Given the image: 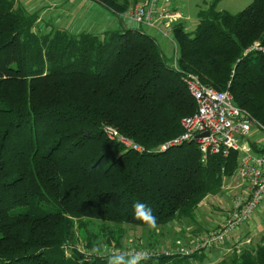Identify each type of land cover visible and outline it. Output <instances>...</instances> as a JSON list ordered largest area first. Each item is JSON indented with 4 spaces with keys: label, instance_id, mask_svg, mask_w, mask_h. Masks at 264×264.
<instances>
[{
    "label": "trees",
    "instance_id": "obj_1",
    "mask_svg": "<svg viewBox=\"0 0 264 264\" xmlns=\"http://www.w3.org/2000/svg\"><path fill=\"white\" fill-rule=\"evenodd\" d=\"M90 1L116 15L118 28L42 33L41 10L0 0V264H108L72 247L77 232L95 252L121 245L113 227L197 224L200 204L222 193L240 154L203 161L195 143L159 151L197 109L188 74L230 93L264 127V0L236 14L212 0L195 30L175 24L171 61L145 26L122 19L143 0ZM105 126L146 151L111 140ZM252 148L264 154V145ZM136 202L152 209L155 227L135 216ZM202 253L144 263L204 264ZM211 264H264V245L234 247Z\"/></svg>",
    "mask_w": 264,
    "mask_h": 264
},
{
    "label": "built area",
    "instance_id": "obj_2",
    "mask_svg": "<svg viewBox=\"0 0 264 264\" xmlns=\"http://www.w3.org/2000/svg\"><path fill=\"white\" fill-rule=\"evenodd\" d=\"M122 19L125 22L152 28L170 41H173L170 34H173L175 24L188 20L174 6L173 0H143L122 14ZM186 24L187 29L191 30V26ZM184 81L187 90L196 102L197 109L193 115L183 118L181 122L182 134L161 145L159 151L163 152L170 147L185 143H195L200 150L203 161L211 156L222 155L226 157L231 151L239 152L236 174L238 180L241 181V188L231 201L229 216L219 227L201 236L192 250H180L173 248V246L148 250L137 246V248H132L124 254L109 251L107 255H103L78 249L87 259L93 256L109 258L113 255L130 258L139 254L145 257L140 261H144L161 256L176 254L190 256L197 252L201 253L223 245L233 235L237 234L240 228L250 221L254 212L264 203V154L254 153L250 143V141L256 143L261 141L254 138L256 134H263L264 136V127L257 123L248 111L235 105L230 93L219 92L205 86L194 74H188ZM253 128H257L255 135L251 134ZM104 130L108 138L120 142L128 149L139 153L146 151L141 145L124 137L114 127L105 126Z\"/></svg>",
    "mask_w": 264,
    "mask_h": 264
},
{
    "label": "rangeland",
    "instance_id": "obj_3",
    "mask_svg": "<svg viewBox=\"0 0 264 264\" xmlns=\"http://www.w3.org/2000/svg\"><path fill=\"white\" fill-rule=\"evenodd\" d=\"M21 5L24 9L28 10H41V21L38 24V30L42 33H46L50 30L48 26L53 28H67L71 33L78 32L80 30H91L92 32H96L99 35L101 33L108 30H114L119 26V19L116 15L111 12L105 10L100 7L96 3L90 0H77V3L74 4L72 2H65L61 5H57L58 7L55 9L53 6L58 2V0H20ZM141 1V0H140ZM254 0H222L217 9L220 11H227L232 14H236L247 8ZM174 6H176L188 19L186 23L191 26V31L195 30L198 24V13L201 10H205L209 7L212 0H173ZM139 3V1H138ZM69 19V20H68ZM72 22V25H69ZM94 24L91 27V24ZM49 24V25H48ZM128 27L137 28L140 25L133 24L131 22H126ZM146 33L150 36L156 38L160 46L162 47L164 54L167 60L171 61L174 58V47L169 42V40L165 39L162 35H160L157 31L151 30L149 28H143ZM170 38L173 39V34H170ZM171 64V63H170ZM257 133V128H253L251 134L255 135ZM255 140H261L262 143H256L258 145H264V136L263 134H256ZM238 179V176H237ZM234 181V178L227 179L225 181V189L231 185ZM237 185L235 189H227L223 190L222 193L212 196L207 199V207L204 205L205 214H202L198 211L199 221L198 226L191 225L188 221L185 222H175L173 231H169L168 228L162 230L156 229L152 231V229L140 227V226H132V225H124V228L113 227L115 232H123V238L121 239L120 246H107L106 244H99L96 246L95 253H101L103 255H107V252H117L120 254H124L128 252L132 248L142 247L143 249L153 250L157 248H166L171 247L177 248L180 250L188 249L192 250L195 248L197 244V240L208 233L209 231L215 229V227H219L229 216L231 201L238 194L240 188L238 189L239 180H236ZM235 183V182H234ZM237 188V189H236ZM228 193L230 195H228ZM206 201V200H205ZM211 224L215 226H210ZM180 228L179 231H175L176 228ZM177 228V229H178ZM192 228V229H191ZM89 230L92 232H96L97 228L95 224L89 226ZM162 235H159L160 232ZM156 232V233H155ZM171 232V233H170ZM155 233V236L153 235ZM158 234V235H157ZM170 235V240L163 239V235ZM119 235V234H117ZM115 235V236H117ZM168 235V236H169ZM174 235L178 238H174ZM77 236L79 237V241L77 244H74L72 247L81 249L83 251L88 252L89 249L85 247L84 238L77 232ZM167 236V237H168ZM155 237V238H154ZM158 237V239H156ZM119 237H115L117 240ZM232 238V239H231ZM229 240H227L223 245L213 247L204 252H226L228 249H232L234 247L241 248L245 244H251L252 247H256L258 245H264V203L260 206L258 210L254 212L250 221L244 224L240 230L237 232L235 236H232ZM240 241H235L239 240ZM155 240V241H154ZM234 240V241H233ZM230 241V242H229ZM243 245L240 243L244 242ZM249 241V242H248ZM251 242V243H250ZM115 243V242H113ZM138 244V245H137ZM154 244V245H153ZM70 249H67V252H70ZM232 251V250H231ZM230 251V252H231ZM198 253V252H197ZM206 258V257H204ZM128 259V258H125ZM207 259V258H206ZM142 262V261H140ZM211 264V260H205L204 264ZM141 264H146L141 263ZM195 264H200L198 261Z\"/></svg>",
    "mask_w": 264,
    "mask_h": 264
},
{
    "label": "crops",
    "instance_id": "obj_4",
    "mask_svg": "<svg viewBox=\"0 0 264 264\" xmlns=\"http://www.w3.org/2000/svg\"><path fill=\"white\" fill-rule=\"evenodd\" d=\"M72 2V3H74V4H76L77 3V0H58V2L56 3V4H54V8L56 9L59 5H61V4H63V3H65V2ZM58 5V6H57ZM69 20V19H68ZM69 25H72V22H70V24ZM91 27H93L94 26V24L92 23L91 25H90ZM105 31V30H104ZM258 143H262V141H260V142H258ZM263 146V145H262ZM232 178H234V181H233V183L231 184V185H229L226 189H225V186H224V188H223V190H227V189H235V187H236V185H237V182L238 181H235V179L236 180H238L237 179V174L235 173V175L232 177ZM231 178V179H232ZM235 182V183H234ZM237 188L239 189V188H241V181L239 180V183H238V186H237ZM236 188V189H237ZM228 195H230L229 193H228ZM206 203H207V200L206 201H204V202H202L201 204H200V206H199V209H198V211L199 212H201V210L204 208V205H206ZM231 205V204H230ZM205 207H207V205L205 206ZM205 210L206 209H204V210H202V214H205L206 212H205ZM197 217H198V213H197ZM226 219V218H225ZM197 220H199V218H197ZM199 221H202L201 219L199 220ZM199 221L197 222V224L195 225V226H198V225H201V224H199ZM174 223L173 224H171V225H169L167 228H168V233H169V231H173V229H174ZM213 224H211L210 226H212ZM213 226H215V225H213ZM178 228V227H177ZM176 228V230L175 231H179L180 230V228H178L177 229ZM216 228V227H215ZM192 229V228H191ZM212 229H214V228H212ZM171 233V232H170ZM169 235V234H168ZM167 235V236H168ZM236 235V234H235ZM235 235H233V236H235ZM167 236H164L163 235V239H165L166 241L167 240H170V235L167 237ZM174 238L176 239V238H178L177 236H175L174 235ZM232 239V238H231ZM241 239L239 238V240H235V241H240ZM234 241V240H233ZM230 242V241H229ZM239 243V242H238ZM232 249H228V250H226V252L224 251V252H210V251H208V252H204V253H202L203 254V256L204 257H206L205 258V260H208V257H209V260H211V262L213 261V263H215V262H217L219 259H220V257L221 256H226L228 253H230V251H231ZM210 264V263H209Z\"/></svg>",
    "mask_w": 264,
    "mask_h": 264
},
{
    "label": "clouds",
    "instance_id": "obj_5",
    "mask_svg": "<svg viewBox=\"0 0 264 264\" xmlns=\"http://www.w3.org/2000/svg\"><path fill=\"white\" fill-rule=\"evenodd\" d=\"M135 216L146 222L150 227H155L156 218L153 215L152 209L144 203L136 202L134 204ZM141 255L137 254L125 259L124 256L113 255L109 257L108 264H138L141 259H144Z\"/></svg>",
    "mask_w": 264,
    "mask_h": 264
},
{
    "label": "water",
    "instance_id": "obj_6",
    "mask_svg": "<svg viewBox=\"0 0 264 264\" xmlns=\"http://www.w3.org/2000/svg\"><path fill=\"white\" fill-rule=\"evenodd\" d=\"M200 137H202V136H200Z\"/></svg>",
    "mask_w": 264,
    "mask_h": 264
}]
</instances>
